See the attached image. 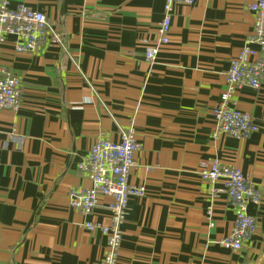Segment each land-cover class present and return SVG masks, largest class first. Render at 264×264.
Returning <instances> with one entry per match:
<instances>
[{"label": "crops", "instance_id": "1", "mask_svg": "<svg viewBox=\"0 0 264 264\" xmlns=\"http://www.w3.org/2000/svg\"><path fill=\"white\" fill-rule=\"evenodd\" d=\"M251 2L175 4L149 62L163 0H9L44 12L62 45L17 51L7 35L0 46V66L21 81L19 108L0 111V264H102L105 236L84 222L108 224L110 197L85 215L69 191L91 186L77 168L91 144L129 130L139 144L129 182L145 194L129 200L117 264H264V79L229 100L257 130L212 136L230 58L253 29ZM215 159L261 194L248 206L257 229L236 251L219 244L230 201L199 174Z\"/></svg>", "mask_w": 264, "mask_h": 264}, {"label": "built area", "instance_id": "2", "mask_svg": "<svg viewBox=\"0 0 264 264\" xmlns=\"http://www.w3.org/2000/svg\"><path fill=\"white\" fill-rule=\"evenodd\" d=\"M195 0H163V18L158 25L157 42L145 49V58L152 62L158 53L157 44L168 41L171 14L175 4H192ZM253 14V29L238 53L230 58L225 73V89L212 110L215 127L212 136L227 135L245 139L257 130L249 113L237 109L230 103L233 92L242 88L258 90L264 79V0H253L249 6ZM7 35L15 37L17 51H30L51 44L62 45V36L49 28L44 12L25 4L10 6L9 0H0V46ZM21 81L11 70L0 66V111L17 110L20 106ZM139 144L132 131L123 132L117 141L105 137L97 138L86 154L77 162V168L91 182L86 189L69 191V204L81 213L90 214L99 195L110 197L107 204L109 223L85 221L89 230H99L106 239L102 264H117L118 250L122 242L121 224L124 222L128 203L133 196H143L145 187L129 182L135 166V153ZM199 174L210 184H221V190L233 209V225L230 234L219 240V244L231 251L247 244L257 229L255 217L248 212L250 204H258L261 194L240 168L212 160L203 166ZM208 215L211 214L207 208Z\"/></svg>", "mask_w": 264, "mask_h": 264}]
</instances>
